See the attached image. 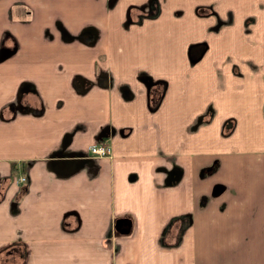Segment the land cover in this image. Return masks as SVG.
<instances>
[{"label": "crops", "instance_id": "obj_1", "mask_svg": "<svg viewBox=\"0 0 264 264\" xmlns=\"http://www.w3.org/2000/svg\"><path fill=\"white\" fill-rule=\"evenodd\" d=\"M0 264H264V0H0Z\"/></svg>", "mask_w": 264, "mask_h": 264}, {"label": "built area", "instance_id": "obj_2", "mask_svg": "<svg viewBox=\"0 0 264 264\" xmlns=\"http://www.w3.org/2000/svg\"><path fill=\"white\" fill-rule=\"evenodd\" d=\"M90 155L103 157V156H111L113 154V150L110 144L105 143L103 141H97L90 145L89 147ZM25 176L19 175L18 181H24Z\"/></svg>", "mask_w": 264, "mask_h": 264}, {"label": "rangeland", "instance_id": "obj_3", "mask_svg": "<svg viewBox=\"0 0 264 264\" xmlns=\"http://www.w3.org/2000/svg\"><path fill=\"white\" fill-rule=\"evenodd\" d=\"M200 46L204 47V45H200ZM195 47L192 49V52H191L193 58H196L197 54H199L202 51V50H198V49H201V47L197 48L196 50H195ZM224 187L225 185L223 183H219V185H216L215 187V192L222 191Z\"/></svg>", "mask_w": 264, "mask_h": 264}, {"label": "trees", "instance_id": "obj_4", "mask_svg": "<svg viewBox=\"0 0 264 264\" xmlns=\"http://www.w3.org/2000/svg\"><path fill=\"white\" fill-rule=\"evenodd\" d=\"M21 166H23V165H21ZM11 167H12V172H15L17 170L16 169L17 167H16V163L15 162L12 163Z\"/></svg>", "mask_w": 264, "mask_h": 264}]
</instances>
